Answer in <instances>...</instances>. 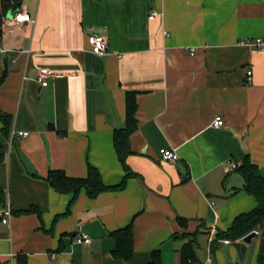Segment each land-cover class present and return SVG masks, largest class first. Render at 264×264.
<instances>
[{"label":"crops","instance_id":"1","mask_svg":"<svg viewBox=\"0 0 264 264\" xmlns=\"http://www.w3.org/2000/svg\"><path fill=\"white\" fill-rule=\"evenodd\" d=\"M13 6L34 21L6 19L0 29L1 206L12 210L0 219V264H145L157 249L161 264H180L194 238L196 263L219 258L216 233L259 205L241 173L224 169L250 156L264 176V53L243 43L264 37V0H0V15ZM92 33L107 37L105 55L91 51ZM43 67L53 72L45 86ZM128 93L137 130L126 170L113 138ZM216 115L222 127L212 126ZM163 148L181 159L164 161ZM89 166L106 186L123 187L94 198L82 189L69 203L46 178L51 169L85 177ZM129 224L134 255L125 261L110 232ZM80 233L91 243H78Z\"/></svg>","mask_w":264,"mask_h":264},{"label":"trees","instance_id":"2","mask_svg":"<svg viewBox=\"0 0 264 264\" xmlns=\"http://www.w3.org/2000/svg\"><path fill=\"white\" fill-rule=\"evenodd\" d=\"M4 14H7L6 7L2 9ZM137 102L133 93L127 95V119L126 124L122 128H116L114 132L113 145L121 161L123 167L128 170L126 158L132 154V147L130 145L131 135L137 130L136 118ZM4 121V130H8L10 126V116H1ZM236 170L241 173L244 179L245 191L252 194L257 202L258 207L249 213L240 214L235 217L232 226L226 230H219L216 237L211 243V250L215 253L219 250L224 240H229L230 243L237 245L240 252L243 253L246 249L243 246L242 238L250 234L251 231H258L261 234V242L259 252L257 255L256 264H264V176L261 175L257 164H255L250 156H247L245 161L239 165ZM130 173H127L129 175ZM47 180L50 185L59 193L71 194L72 203L79 195L82 189L88 192L91 198L97 196L100 192L109 189L122 188L125 180L117 186H106L99 170L94 166H89L88 173L85 177H71L66 174L64 170H49ZM6 203V195L2 188H0V206ZM34 210L33 208L29 211ZM182 226H187L188 220L179 219ZM111 236L117 240V246L113 250L115 257L125 261L130 260L134 255V237L132 224L125 228H120L110 232ZM194 234H180L184 238L195 236ZM180 264H191L198 262L195 251V238L189 240L181 248ZM145 264H161V252L159 249L152 251L151 260ZM238 264V263H236Z\"/></svg>","mask_w":264,"mask_h":264},{"label":"built area","instance_id":"3","mask_svg":"<svg viewBox=\"0 0 264 264\" xmlns=\"http://www.w3.org/2000/svg\"><path fill=\"white\" fill-rule=\"evenodd\" d=\"M158 13L156 11H154L151 15L150 18H154ZM8 20L10 24L16 26V27H20L26 24V22H33L34 18L32 16V14L26 9H21L19 8L11 18H8L6 15L1 16L0 15V29L2 27V22L4 20ZM89 38V42L91 44V51L93 53H96L98 55H105V53L108 50V40L107 37L102 36L101 34L98 33H92L89 34L88 36ZM243 43H245L246 45L250 46L251 48H253L255 51H257L258 53H264V37L259 36L257 38H252V39H246L243 41ZM186 50L190 51V54L194 55L195 54V50L193 48H186ZM0 51H2L1 47H0ZM252 71L248 70V75H251ZM53 72L52 70H49L46 67H43L42 69H40L39 71V75H38V80L41 82L42 86H45L48 84V77L52 76ZM224 125V117L222 115H216L212 126L214 127H222ZM20 135L22 136H27L28 133H24V132H18ZM160 155H161V159H163L164 161H176L181 159L177 149L176 148H163L160 150ZM238 167V164L236 162L232 161H226L225 162V172L226 173H230L233 169H236ZM12 217V210L10 209L9 205L6 206H0V219L3 222H9L11 220ZM257 234H260L258 231H255ZM77 242L80 243H86L89 244L91 243L92 239H90V237L86 234V233H80L79 236L76 237ZM211 241L213 240V237H211L210 239ZM243 240V238H242ZM225 243L229 244L230 241L229 240H225ZM191 264H214L213 259H212V255L211 252H209L207 258L204 260V262L201 263H191Z\"/></svg>","mask_w":264,"mask_h":264},{"label":"rangeland","instance_id":"4","mask_svg":"<svg viewBox=\"0 0 264 264\" xmlns=\"http://www.w3.org/2000/svg\"><path fill=\"white\" fill-rule=\"evenodd\" d=\"M259 239H261V236L257 235L253 238V241L250 243H246L243 241L242 243H243L244 248H246V246L248 248V250L246 249V251L243 253L240 252V249H238L237 245L235 244L231 245V248L234 250H237L238 253L241 255L242 264H251V260H252L253 253L255 250L254 247L256 246V243L258 242ZM206 249H207L206 244H204V242L202 243L199 241V246L196 247V250L198 251V255L201 259H203L204 255L207 253ZM231 259H232V255H231ZM213 260H214V264H236L237 263V260H235L234 262L233 259L231 262H228L222 252H220L219 258L216 257V254H213Z\"/></svg>","mask_w":264,"mask_h":264},{"label":"water","instance_id":"5","mask_svg":"<svg viewBox=\"0 0 264 264\" xmlns=\"http://www.w3.org/2000/svg\"><path fill=\"white\" fill-rule=\"evenodd\" d=\"M18 10V6H13L10 8V11L8 13V18H11L13 14ZM258 234L255 231H251L250 234L246 235L243 238V241L246 243H250L252 239L257 236ZM220 250L224 254L225 258L227 259L228 262H231V250L229 249V245L227 243H224L221 247Z\"/></svg>","mask_w":264,"mask_h":264}]
</instances>
